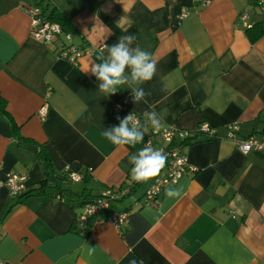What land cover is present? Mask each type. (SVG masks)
Wrapping results in <instances>:
<instances>
[{
    "label": "crops",
    "instance_id": "0c3cea01",
    "mask_svg": "<svg viewBox=\"0 0 264 264\" xmlns=\"http://www.w3.org/2000/svg\"><path fill=\"white\" fill-rule=\"evenodd\" d=\"M257 1L0 0V95L8 113L0 115V180L9 172L26 175L19 197L0 187V261L264 264V152L237 151L226 128L237 125L236 138L264 136V34L250 41L238 22L247 12L251 27L264 24ZM29 5L47 17L66 16L72 42L87 51L77 65L56 57L62 37L45 45L30 36ZM130 33L133 46L156 61L155 75L141 85L147 103L134 104L126 86L105 97L87 71L107 55L106 45ZM116 102L143 122V113L155 110L163 127L192 130L207 122L216 129L213 137L198 135L182 145L194 169L165 185L153 202L142 197L155 177L134 181L129 163L145 137L131 147L101 135L124 118L113 113ZM67 164L92 172L69 183L61 173ZM125 186L132 195L109 205V211H129L125 224L93 217L85 226L76 223L87 194ZM168 189L179 195L168 197Z\"/></svg>",
    "mask_w": 264,
    "mask_h": 264
},
{
    "label": "built area",
    "instance_id": "2783aa9c",
    "mask_svg": "<svg viewBox=\"0 0 264 264\" xmlns=\"http://www.w3.org/2000/svg\"><path fill=\"white\" fill-rule=\"evenodd\" d=\"M257 4L264 10V0H258ZM24 10L30 17V36L45 45H52L58 38L62 37L55 51L56 57L64 59L72 65H77L87 51L85 48L77 46L72 42L70 32L65 31L60 23L44 15L39 5H29ZM247 19V12L241 13L238 17V22L243 28L251 27ZM112 111L114 114H122L124 117L133 113L134 117L140 123H143L140 115L128 109L125 103H114ZM46 112L47 106L42 105L38 110L39 117H44ZM226 128L227 136L233 140L237 151L243 154L252 151L264 152V136L258 138L255 135H249L244 138H236L237 125L228 124ZM215 131V127L209 125L207 122L200 123L192 130L179 129L172 126L162 127L159 133H153L150 130L145 135L144 147L162 149L167 160L163 171L155 176L150 187L144 193L142 200L145 203L153 202L165 185L175 183L187 170H193L194 168L189 164L187 156L182 150V145L196 138L198 135H204L209 138L213 137ZM177 140L180 141L179 144H177ZM62 172L67 175L72 183H76L82 181L85 174L89 175L92 172V167L73 169L71 165L67 164L63 167ZM25 180V174L9 172L4 179L0 180V187H5L12 197H19L26 190ZM130 194L132 195L130 186L101 190L97 196L82 203L81 209L76 215V223L85 226L88 219L93 217L95 218V222L106 220L118 228L121 227L128 221L129 211H109V205L112 201L129 197ZM104 212L106 214L101 216ZM0 264H4L3 261H0Z\"/></svg>",
    "mask_w": 264,
    "mask_h": 264
},
{
    "label": "clouds",
    "instance_id": "9594fccd",
    "mask_svg": "<svg viewBox=\"0 0 264 264\" xmlns=\"http://www.w3.org/2000/svg\"><path fill=\"white\" fill-rule=\"evenodd\" d=\"M135 34L122 35L111 46H105L107 55L102 56L100 63H91L88 70L99 81V92L105 97L114 95L124 86L130 89L134 104L147 103L149 95L141 85L150 81L156 72V61L153 55L139 47L133 46ZM143 123L136 119L133 113L124 118L117 117L119 124L105 128L101 135L116 146H131L144 141L151 130L159 133L163 127L164 117L155 110L145 111ZM167 157L162 149L145 146L129 157L132 164L131 176L134 181L144 182L157 176L165 167ZM168 197L178 196L174 189L166 191ZM131 264H135L132 261Z\"/></svg>",
    "mask_w": 264,
    "mask_h": 264
},
{
    "label": "trees",
    "instance_id": "16d2710c",
    "mask_svg": "<svg viewBox=\"0 0 264 264\" xmlns=\"http://www.w3.org/2000/svg\"><path fill=\"white\" fill-rule=\"evenodd\" d=\"M49 19L56 21L58 23H60L62 25V27L64 28L65 31H69L70 29V24L68 22V19L66 18L65 15H63L61 12H51L50 15L48 16ZM256 28V29H254ZM255 31V32H252ZM245 33L247 34V36L249 37L250 41H254L255 39L259 38L262 34H264V24L258 23L250 28H246L245 29ZM7 111H6V101L5 99L0 95V115H5L7 116ZM21 141H27L21 137H19ZM41 152V156L44 159L45 162V166L48 167L49 166V159H48V155L45 151V149L40 150ZM62 173V178L65 179V181L72 183L67 175L63 172ZM89 176L87 174H85V176L83 177V180H87ZM133 190V189H131ZM132 192V191H131ZM24 194V193H23ZM22 194V195H23ZM93 197L87 194L86 199H82L81 203L85 202L86 200H90Z\"/></svg>",
    "mask_w": 264,
    "mask_h": 264
},
{
    "label": "water",
    "instance_id": "95a60500",
    "mask_svg": "<svg viewBox=\"0 0 264 264\" xmlns=\"http://www.w3.org/2000/svg\"><path fill=\"white\" fill-rule=\"evenodd\" d=\"M25 147H26L28 150H31V151H33V152H35V151L38 150V147H37L36 145L32 144V143H26V144H25ZM132 199H133L132 197L128 198V199H127V202L132 201Z\"/></svg>",
    "mask_w": 264,
    "mask_h": 264
},
{
    "label": "rangeland",
    "instance_id": "374dc122",
    "mask_svg": "<svg viewBox=\"0 0 264 264\" xmlns=\"http://www.w3.org/2000/svg\"><path fill=\"white\" fill-rule=\"evenodd\" d=\"M113 202V201H112Z\"/></svg>",
    "mask_w": 264,
    "mask_h": 264
}]
</instances>
